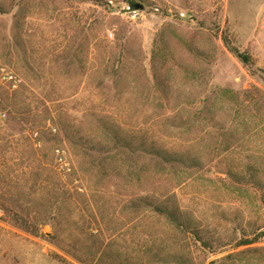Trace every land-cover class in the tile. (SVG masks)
<instances>
[{"label":"rangeland","instance_id":"1","mask_svg":"<svg viewBox=\"0 0 264 264\" xmlns=\"http://www.w3.org/2000/svg\"><path fill=\"white\" fill-rule=\"evenodd\" d=\"M1 70L0 195L15 179L31 195L36 169L76 223L53 239L0 211V264H84L70 252L87 241L94 262L106 245L115 264L159 248L166 264H264V0H0Z\"/></svg>","mask_w":264,"mask_h":264},{"label":"trees","instance_id":"2","mask_svg":"<svg viewBox=\"0 0 264 264\" xmlns=\"http://www.w3.org/2000/svg\"><path fill=\"white\" fill-rule=\"evenodd\" d=\"M131 5H134V3H131ZM237 56L243 62L248 61V56L245 54L237 53ZM157 155L160 157L161 163H171V161H175L177 159L176 156H173V154L168 151L158 150ZM29 172L33 178L28 186L31 193V195L28 196L23 195V192L21 191L24 186V184L21 183V180L15 179L10 182V180L7 179L10 183H12V187L17 193L12 196L0 195V211L3 213L1 219L10 220L12 224L18 228L33 235L41 234L39 230L40 226L45 223H50L52 225V233L49 236L53 239H58L60 235L58 226L62 219L69 221L71 224L76 223V220L72 219V209L70 207H67V211L62 212L64 201H68L71 197L65 194V191L61 188L59 182L54 180L52 175H47L46 178H41L39 181L38 170L33 169ZM3 179L6 178L3 177ZM8 181L1 179V183L5 185L9 183ZM36 191H38L37 194L35 193ZM138 200L139 204L136 205L137 207L149 209L155 214L164 216L173 226L181 229L182 231H192L198 233L196 228H192V221L186 215L182 214L178 206L173 204V202L165 200L156 201L146 195L139 197ZM70 234L71 232L69 235ZM90 235H92L91 229L86 232L85 238ZM197 236L200 237L199 235ZM87 242L80 244L79 246H74V251L70 252V255L77 261L84 264H115L114 260V263L108 260L109 252L106 249V245L102 246L97 259L94 262L93 259L96 251L98 250L97 248H94L92 244H89L92 243L91 241ZM248 243H250L248 240L240 242V244ZM154 250H145L146 253L153 254L154 260H137L130 255L131 252H128L129 255H123V260H120L119 258L122 257V255L121 252L117 251L115 253V259H117L116 264H166L168 262L166 254H169L170 252L167 251L164 253V248Z\"/></svg>","mask_w":264,"mask_h":264},{"label":"built area","instance_id":"3","mask_svg":"<svg viewBox=\"0 0 264 264\" xmlns=\"http://www.w3.org/2000/svg\"><path fill=\"white\" fill-rule=\"evenodd\" d=\"M0 79L10 81V80H13V76L10 72H5V71L1 70L0 71ZM54 151H55V156H56L57 162L62 164V165H65V162L63 160L62 154L59 151V149L56 148Z\"/></svg>","mask_w":264,"mask_h":264},{"label":"water","instance_id":"4","mask_svg":"<svg viewBox=\"0 0 264 264\" xmlns=\"http://www.w3.org/2000/svg\"><path fill=\"white\" fill-rule=\"evenodd\" d=\"M135 7H139V5H138V4H135ZM185 17H186V18H189V19H191V20H194V19H195L194 16H192V15H190V14H187Z\"/></svg>","mask_w":264,"mask_h":264}]
</instances>
